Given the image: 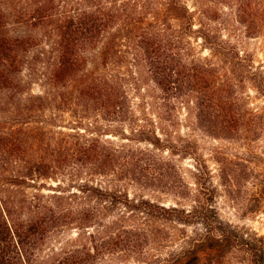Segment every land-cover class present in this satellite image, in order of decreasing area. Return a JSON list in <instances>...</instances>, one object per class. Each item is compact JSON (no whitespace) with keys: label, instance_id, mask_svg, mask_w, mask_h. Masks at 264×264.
<instances>
[{"label":"trees","instance_id":"trees-1","mask_svg":"<svg viewBox=\"0 0 264 264\" xmlns=\"http://www.w3.org/2000/svg\"><path fill=\"white\" fill-rule=\"evenodd\" d=\"M232 1L238 5L239 16L243 1ZM159 4L158 8L154 0H0V96L19 109L13 123H0V264H93L100 250L94 243L96 233L89 228L114 227L117 241L129 245L132 231L115 224L135 215L200 226L193 236L183 233L187 244L160 264H230L238 251L247 254L249 264H264V237H259L261 244L245 238L239 228L219 217L208 198H195V204L186 209L133 198L117 186L94 182L96 175L160 181L158 175L168 171L161 159L147 162L135 158V151L125 144L101 143L95 135L102 133L100 129L158 149L177 148L166 144L154 128L138 124L131 135L125 132L121 123L132 114L127 91L129 86L138 88L139 77L127 81L111 60L130 54L134 73L139 74L144 65L163 93L191 94L197 122L202 127L208 124V130L213 129V119L221 117L209 110L213 102L210 73L217 68L208 60L188 59L186 37L200 36L234 71L248 66L225 41H214L205 25L199 23L194 29V12L185 0ZM38 80L41 89L34 93L31 85ZM224 85L227 93L236 86L234 81ZM83 101L98 102L103 110L89 115L77 107ZM62 103L76 112L73 127H82L86 134L31 124L36 122L31 118L37 110L49 108L55 116ZM228 117L217 121L218 128L224 121L237 119L234 114ZM101 119L108 122L103 124ZM55 133L61 135L58 142L42 146L46 134L53 139ZM33 153L37 156L32 157ZM58 176L74 189H59L63 186L58 183L53 193L40 192L42 180ZM112 208H118L117 214L102 223L104 213ZM126 211L132 215L126 216ZM66 228L75 229L76 237H67L62 246L48 252L39 247L62 238ZM156 232L171 237L163 228ZM79 236L90 240L94 252L72 244Z\"/></svg>","mask_w":264,"mask_h":264},{"label":"rangeland","instance_id":"rangeland-1","mask_svg":"<svg viewBox=\"0 0 264 264\" xmlns=\"http://www.w3.org/2000/svg\"><path fill=\"white\" fill-rule=\"evenodd\" d=\"M185 1L194 12V29L199 28V23H202L205 25L204 30L211 33L214 41H225L246 60L248 66L245 70L234 71L222 54L214 53L203 44L200 36L192 34L186 37L190 42L187 45L188 59L208 60L217 68V72L210 73L209 81L213 98L209 110L212 115L219 112L221 117L218 119L221 120L224 117L229 119L228 116L234 114L237 119L224 121V126L218 128L219 120L214 118L212 130L207 129L208 124L200 126L195 117L191 94L186 93L180 97L163 93L151 81L144 65L143 69L139 66V74L134 73L133 59L130 54L124 53L110 63L115 69L125 73L127 81L139 77V82L138 88L129 86L127 91L132 114L121 123L122 127L129 135L132 127H137L138 124L144 129L154 128L166 144L170 143L177 148L176 151L158 149L145 142L137 143L121 138L117 132L100 129L98 132L102 133L95 135L99 136L101 143L125 144L135 151V158L142 157L147 162L155 158L161 159L168 171L158 175L160 181L146 178L133 181L125 177L115 180L110 179L109 175H96L94 182L101 183L104 187L117 186L133 198L144 197L165 206L178 205L186 209L195 204V198H208L223 221L236 226L244 233L245 238L255 239L259 244V237H264V0H242L239 16L235 1L231 4V0ZM160 2L161 0H154L158 8ZM122 49H125L124 46ZM158 59L161 60L162 57ZM216 73L219 75L215 77ZM232 81L236 85L234 89L228 93L223 91L226 86L224 84ZM39 83L38 80L31 85L32 92L40 91ZM5 99L0 96V123L11 124L19 115V109ZM68 107L64 103L60 104L55 110V116H52V109L37 110L34 118H31L36 122L31 124L63 133L79 131L86 134L82 127L74 128L72 123H75L76 112ZM77 107L84 109L89 115L103 110L95 101H83ZM106 122L108 120L101 119V123ZM113 124L117 125L116 122ZM48 135L41 142L42 146L49 143L53 146L61 137L59 133H55L53 139L48 138ZM33 154L32 157L37 156L36 153ZM29 156L25 154L24 157ZM9 157L14 160L22 156ZM82 169H86L85 165ZM81 177L84 178V175ZM65 181L61 176L44 179L41 181L43 185L40 186V192L53 193V188H58V183L63 186L59 189H74L66 186ZM29 190L34 191L32 187ZM117 211L118 208H112L105 212L102 223L111 219L109 217L117 214ZM125 214L132 215L127 211ZM140 216L142 215H135L115 224L116 227L132 231L129 232V245H125L124 241H117L113 234L114 227L89 228L90 231H95L94 243L100 250L93 264H160L162 259L187 244L182 239L183 233L193 236L200 231L199 225L188 226L148 215ZM158 228L169 232L171 237L168 239L156 232ZM67 237L75 238V229L66 228L62 238H53L39 247L48 252L49 248L62 246ZM261 242L264 244V240ZM72 244L80 247L85 245L94 252L92 243L86 237L79 236ZM233 256L230 264H249L247 254L238 251Z\"/></svg>","mask_w":264,"mask_h":264}]
</instances>
